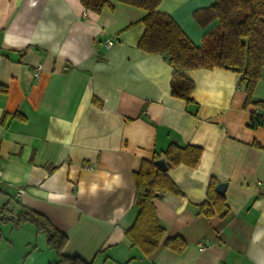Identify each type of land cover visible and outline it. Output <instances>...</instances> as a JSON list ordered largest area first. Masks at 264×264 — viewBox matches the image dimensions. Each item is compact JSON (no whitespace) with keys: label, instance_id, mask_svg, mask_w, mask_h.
I'll list each match as a JSON object with an SVG mask.
<instances>
[{"label":"crops","instance_id":"0c3cea01","mask_svg":"<svg viewBox=\"0 0 264 264\" xmlns=\"http://www.w3.org/2000/svg\"><path fill=\"white\" fill-rule=\"evenodd\" d=\"M215 1L161 0L156 10L200 45L215 20L203 26L194 12ZM145 14L120 0L99 13L79 0H0V264L59 260L33 223L16 225L27 208L67 235L63 254L92 264H264V123L249 126L256 106L244 105L240 74L218 67L182 70L192 101L172 95L174 68L137 47ZM252 98L264 100V70ZM171 142L202 153L194 167L167 171L182 194L153 200L164 234L144 255L124 232L139 211L133 173ZM211 177L227 182L222 217L193 204ZM174 237L181 251L166 246Z\"/></svg>","mask_w":264,"mask_h":264},{"label":"trees","instance_id":"16d2710c","mask_svg":"<svg viewBox=\"0 0 264 264\" xmlns=\"http://www.w3.org/2000/svg\"><path fill=\"white\" fill-rule=\"evenodd\" d=\"M85 9L99 13L109 0H79ZM121 2L142 8L146 14L142 18L144 31L137 47L147 53H159L174 68L170 86L176 97L192 101L190 96L194 82L181 71L184 69L223 68L240 74V83L246 92L244 105L253 104L264 108V100L254 101L252 96L256 83L264 70V0H216L212 5L194 12L195 19L203 26L215 20V24L204 34L200 45L194 44L182 31L176 21L166 13L156 10L161 0H120ZM92 101L101 104L96 96ZM262 120L253 111L249 126L262 124ZM202 148L195 145L168 144L165 150L153 152L150 159H143L138 171L133 173L136 189V204L139 211L133 224L125 229L126 237L140 248L144 255L150 254L164 234L153 203L164 193L182 194L178 186L167 175V171L177 165L194 167L198 162ZM164 157L167 169L162 170L155 160ZM218 180L211 177L206 197L193 203L204 216H224L228 204L223 193L216 189ZM24 221L33 223L38 232H43L47 245L54 249L59 260L53 264H92L77 255H65L62 249L68 237L43 214L24 209L16 225ZM166 246L181 251L185 246L181 238H168Z\"/></svg>","mask_w":264,"mask_h":264},{"label":"built area","instance_id":"2783aa9c","mask_svg":"<svg viewBox=\"0 0 264 264\" xmlns=\"http://www.w3.org/2000/svg\"><path fill=\"white\" fill-rule=\"evenodd\" d=\"M112 44H113L112 39L107 40L106 42L107 46H111ZM39 69H40V66L36 68L35 73H37ZM253 113L255 116L259 117L262 120V122H264V108L255 107L253 110ZM21 193H22V189H19L17 192V196H20ZM209 242L210 240L208 238L203 239L202 241L198 243V249L203 250L208 245Z\"/></svg>","mask_w":264,"mask_h":264},{"label":"water","instance_id":"95a60500","mask_svg":"<svg viewBox=\"0 0 264 264\" xmlns=\"http://www.w3.org/2000/svg\"><path fill=\"white\" fill-rule=\"evenodd\" d=\"M155 163L162 169V170H166L167 169V164H166V160L164 157H161V158H158L155 160ZM226 186H227V182H219L217 185H216V189L223 193L225 192L226 190Z\"/></svg>","mask_w":264,"mask_h":264},{"label":"rangeland","instance_id":"374dc122","mask_svg":"<svg viewBox=\"0 0 264 264\" xmlns=\"http://www.w3.org/2000/svg\"><path fill=\"white\" fill-rule=\"evenodd\" d=\"M41 234H42L41 236L45 235V234H43V233H41ZM35 244H36V243H34V245H35ZM46 249H47V250H50L49 247H46ZM51 252H54L57 256H59L58 253H57L55 250H52Z\"/></svg>","mask_w":264,"mask_h":264}]
</instances>
